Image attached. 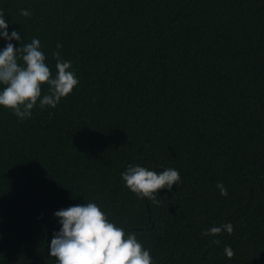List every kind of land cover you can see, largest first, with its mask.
<instances>
[{"label":"trees","instance_id":"trees-1","mask_svg":"<svg viewBox=\"0 0 264 264\" xmlns=\"http://www.w3.org/2000/svg\"><path fill=\"white\" fill-rule=\"evenodd\" d=\"M0 11L21 37L11 43L39 39L53 77L59 51L79 81L28 119L0 106V264H57L54 213L87 202L153 264H264V0H0ZM130 164L181 181L153 204L125 186ZM227 222L230 235L203 234Z\"/></svg>","mask_w":264,"mask_h":264},{"label":"clouds","instance_id":"clouds-1","mask_svg":"<svg viewBox=\"0 0 264 264\" xmlns=\"http://www.w3.org/2000/svg\"><path fill=\"white\" fill-rule=\"evenodd\" d=\"M21 15L28 17L27 9ZM8 23L0 11V38L9 41L0 50V106L12 110L19 119H28L37 103L41 109L55 108L61 98L67 97L79 83L72 69L71 61L64 60L59 51L53 52L56 60V74L53 77L46 65L45 54L40 50L41 42L33 38L31 43L16 47L11 41H20L16 30L9 35ZM57 49L61 44H57ZM22 61V63H21ZM48 85L47 93L42 95V86ZM125 186L139 198H148L159 205L155 193L161 189L172 190L181 181L180 173L167 168L157 172L139 165H128L121 173ZM216 187L221 196L228 192L222 182ZM62 225L54 232L49 245V255L55 257L57 264H153L150 251L138 242L136 234L126 233L121 227L110 222L101 208L92 202L73 205L54 213ZM226 231L233 232V224L227 222L204 231V235L216 236ZM213 243H219L214 240ZM225 255L232 258L234 251L225 246Z\"/></svg>","mask_w":264,"mask_h":264},{"label":"water","instance_id":"water-1","mask_svg":"<svg viewBox=\"0 0 264 264\" xmlns=\"http://www.w3.org/2000/svg\"><path fill=\"white\" fill-rule=\"evenodd\" d=\"M150 218V217H149Z\"/></svg>","mask_w":264,"mask_h":264}]
</instances>
